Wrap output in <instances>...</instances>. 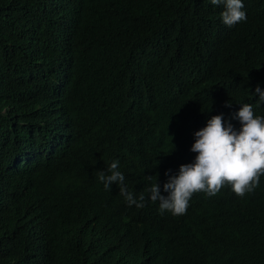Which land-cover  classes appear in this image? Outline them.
I'll return each instance as SVG.
<instances>
[{"label": "trees", "instance_id": "obj_1", "mask_svg": "<svg viewBox=\"0 0 264 264\" xmlns=\"http://www.w3.org/2000/svg\"><path fill=\"white\" fill-rule=\"evenodd\" d=\"M39 1L0 0V264H123L120 253L139 248L130 230L124 229L130 216H138L137 209H124L125 223L111 230L115 242L86 248L80 233L102 224L96 188L76 168L56 161L57 167L76 174L77 186L66 198L47 178L35 181L26 169L57 121L46 100L31 94L26 82L17 81L18 76H34L22 46L50 44L39 34L48 32L40 28L42 17L35 9ZM117 7L118 2L108 1L79 12L107 22ZM76 36L84 39L83 54L102 57L108 66L131 52L117 63L126 94L114 111H105L96 131L81 136L89 168L94 146L103 145L128 114L151 113L183 149L184 135L200 115L249 100L254 85L264 87V17H250L226 30L200 0H182L176 10L158 9L151 35L142 33L137 40L111 33L104 23L89 24ZM258 109L264 112V104ZM132 121L128 117L125 129L133 128ZM129 138L126 174L152 175L170 148L156 143L150 134ZM254 198L264 208V182ZM241 202L219 195L208 199L205 211L194 217L204 236L203 248L192 255L194 264H246L249 251L264 263V231L245 242L239 237ZM112 205L121 207L114 198ZM130 264L156 263L139 257Z\"/></svg>", "mask_w": 264, "mask_h": 264}, {"label": "clouds", "instance_id": "obj_2", "mask_svg": "<svg viewBox=\"0 0 264 264\" xmlns=\"http://www.w3.org/2000/svg\"><path fill=\"white\" fill-rule=\"evenodd\" d=\"M27 3V0H22ZM108 1L118 7L107 22L93 15L83 16L79 8H95ZM222 29H232L248 18L264 17V0H200ZM182 0H40L35 9L42 19L39 33L49 38L44 46H22L34 76L26 82L30 93L46 100L56 124L43 140L41 152L32 156L26 169L35 181L48 179L68 198L77 186L76 174L56 166L60 161L76 168L99 192L102 224L79 239L86 248H101L115 242L112 229L123 225L124 209H137L124 225L130 230L137 252H121L123 264L137 258L156 264H194L192 255L204 245L202 228L194 217L205 211L207 200L226 195L241 200L239 237L245 240L264 231V208L254 196L264 182V87L254 85L249 100L225 104L200 115L184 135L180 148L174 134L159 125L151 113L123 117L106 142L94 146L92 167L82 151L81 136L96 131L105 111L116 108L126 94L115 62L108 66L102 57L82 53L84 39L76 34L89 24L109 25L111 33L137 40L151 35V24L158 9L176 10ZM32 34V32H29ZM138 35V37H136ZM111 41V36L107 38ZM14 43V42H13ZM20 45V43H14ZM128 117L133 128L125 129ZM145 117L147 120H141ZM136 119V121L134 120ZM153 135L156 143L170 150L152 175L129 177V135ZM99 141V137L96 138ZM116 199L121 207L112 205ZM246 264H264L252 251Z\"/></svg>", "mask_w": 264, "mask_h": 264}]
</instances>
